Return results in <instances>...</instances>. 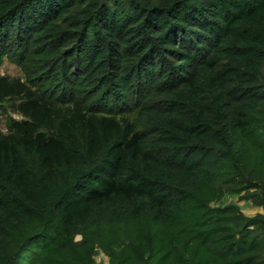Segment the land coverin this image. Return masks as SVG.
I'll return each instance as SVG.
<instances>
[{"label":"trees","instance_id":"1","mask_svg":"<svg viewBox=\"0 0 264 264\" xmlns=\"http://www.w3.org/2000/svg\"><path fill=\"white\" fill-rule=\"evenodd\" d=\"M3 60L0 264H264V0H0Z\"/></svg>","mask_w":264,"mask_h":264},{"label":"rangeland","instance_id":"2","mask_svg":"<svg viewBox=\"0 0 264 264\" xmlns=\"http://www.w3.org/2000/svg\"><path fill=\"white\" fill-rule=\"evenodd\" d=\"M0 74L1 75H8L11 77H20V78L23 77V73L21 72L20 68L18 66H16L15 64L7 61V60H3L1 62ZM10 116L14 119L20 118V116L14 114V113H11ZM6 117H7V114H5V113L0 114V129L2 131H6V127H5V123H4ZM226 200L236 202L239 205L242 213L245 214L246 216H252L257 212H262V210L260 208H256L248 202L238 201L237 197H229ZM94 259H95L96 264H108L107 258L100 252H98L95 255Z\"/></svg>","mask_w":264,"mask_h":264}]
</instances>
